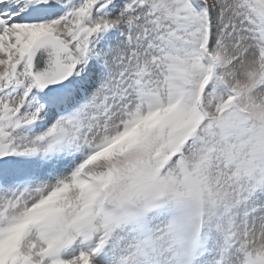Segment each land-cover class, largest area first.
I'll return each instance as SVG.
<instances>
[{"label": "snow or ice", "instance_id": "snow-or-ice-1", "mask_svg": "<svg viewBox=\"0 0 264 264\" xmlns=\"http://www.w3.org/2000/svg\"><path fill=\"white\" fill-rule=\"evenodd\" d=\"M0 264H264V0H0Z\"/></svg>", "mask_w": 264, "mask_h": 264}]
</instances>
